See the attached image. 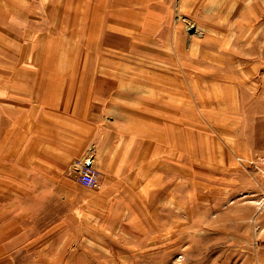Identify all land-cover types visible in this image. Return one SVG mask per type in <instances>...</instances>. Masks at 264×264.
I'll return each mask as SVG.
<instances>
[{"label":"rangeland","instance_id":"1","mask_svg":"<svg viewBox=\"0 0 264 264\" xmlns=\"http://www.w3.org/2000/svg\"><path fill=\"white\" fill-rule=\"evenodd\" d=\"M99 1L0 0V264H257L264 183L248 161L264 155V124L248 125L264 105V0H101L100 18ZM116 1L131 42L123 25L101 29ZM151 67L183 91L182 164L175 111L142 76ZM240 130L261 152L225 149ZM109 143L127 158L103 156ZM238 164L253 178L243 190L229 181ZM83 165L98 189L78 182ZM226 215L247 222L229 232Z\"/></svg>","mask_w":264,"mask_h":264},{"label":"crops","instance_id":"2","mask_svg":"<svg viewBox=\"0 0 264 264\" xmlns=\"http://www.w3.org/2000/svg\"><path fill=\"white\" fill-rule=\"evenodd\" d=\"M256 45H257V42H256ZM258 64L259 63H257L256 65H258ZM181 109H183V108L181 107ZM181 109L177 108V110L175 111V123L173 124V127L176 130V139H175V149H176L175 154L176 155H175V157L177 159V163L178 164H180V161H181V164H182L183 161H184V158H185V151H184V132H185V129H184V121H183V111ZM249 110L254 113L253 117H252V120H254V122L249 124L248 126L251 127V131L254 133V132H256V128L255 127H257L259 125L261 126L262 123L264 124V105L263 104H257V105L254 106L253 109H249ZM191 120H192V123H195V121L192 118H191ZM163 129H164L163 132H164L165 135H164V137L161 135L160 143H164L165 141L169 142V139L167 140V138H166V134H168L167 124H163ZM147 132H148L149 139H151L150 129H148ZM239 132H240V134L236 137L239 140L238 141L239 145L235 146L234 144H230V145H228L229 147H225V149H229L231 151L233 150V154L234 155H236V154H238V155H247L249 152H251V153H254V152L259 153V152H261V149L263 148V146L256 145L257 143H255V139L257 137L254 134L251 137H248V146L246 148L244 145H242V143H243L242 140L244 139V137H243V135L241 133V130ZM192 135H193V139H192ZM192 135H191V142H192V140L194 142L195 141L194 131H192ZM163 139H165V140H163ZM145 140H146V137H144V135H143V137L140 140H138V141H139V143H140V145L142 147V151H143L144 156L145 157L147 156L148 158H151L152 155H153V149H152V146L150 144L149 145L146 144ZM203 141L206 142V145H208L207 149H212L213 143L211 142V140L209 138L208 139L204 138ZM131 144L133 145V142H131ZM187 145H189V144H187ZM192 148H193L192 150L195 153L194 146H192ZM186 150H187L186 151L187 154L192 152L191 149L189 150V147H187ZM208 152H209V154L207 155V160H209L210 157H211L210 151H208ZM106 154L108 156H111V155H115L116 156V154H117V155L121 156L120 159H124L123 157L127 158L128 152L126 150L124 152H118V153L116 152L115 153L113 151V149H112V145L109 143L105 147V150L103 152V156L106 155ZM132 154H134V156L135 155H139V152L138 151H133ZM194 156H195V154L192 156V158H194ZM226 166H227V164H226ZM226 170L227 169H225V171ZM229 172H230L229 173V176H230L229 181L235 180V176H236L240 181L241 180L242 181H247V183H248L247 186H242L241 184H239V187L242 188V190H243V188L250 187L249 183H250V181H253L252 180L253 179L252 178V174L249 173L243 166L238 164V165L235 166V168H233L232 171H229ZM252 184L254 185V183H252ZM235 205H237V207H239L238 205H240V204H235ZM231 208H229V209H231ZM241 208H243V207H241ZM244 210H243V212H244ZM247 212H249V210H247ZM229 218H231V219L228 221V224L227 223L225 224V229H228L229 232H230L231 228L232 229H236V227H238V224L240 222H244V223L247 222V219H245L246 216H243L239 220H237L235 217H228L226 215V219H229ZM258 225H259L258 228H259V231H260V235L258 237L259 238L258 240H259V244H261V247L260 248L258 247V251H256V253H255V256L257 257V258H255V261L257 262V264H264V218H260L258 220ZM232 232H235V231L232 230ZM247 232L249 234L250 228H248ZM248 236H250V235H248ZM240 242L247 243L244 240L240 241Z\"/></svg>","mask_w":264,"mask_h":264},{"label":"bare ground","instance_id":"3","mask_svg":"<svg viewBox=\"0 0 264 264\" xmlns=\"http://www.w3.org/2000/svg\"><path fill=\"white\" fill-rule=\"evenodd\" d=\"M101 1V0H100ZM100 1H99V10H98V13H99V18L101 17V16H103V14H102V7L100 6ZM201 3V2H200ZM152 4V3H151ZM118 2L116 1V3H113V9H112V11L110 12V7L112 6V2H111V4L109 5V7H108V12H107V9H106V13H105V15H106V21L103 19V20H101V22H102V27H101V29H108V30H111L113 33H112V35H114V36H116V34H120V28H118V25L120 24V25H123L124 26V30L121 32V34H123V35H127V36H129L130 37V42H131V39H132V36H133V28H132V26H128V25H126V24H123V23H121V22H119L118 21V18H121L122 16V13L120 12V11H118V10H114V9H117V7H118ZM149 5V4H148ZM107 6H108V4H107ZM103 10L105 11V9L103 8ZM151 22V21H150ZM85 25V24H84ZM88 25H90L92 28H93V32H92V34H91V37H93L94 39H95V43H96V45H97V39H96V37H95V33H96V29L100 26V22L98 21V18L95 20V21H93V22H90V23H88ZM102 31V30H101ZM137 33V32H136ZM138 34V33H137ZM93 35V36H92ZM173 35V34H172ZM102 36V35H101ZM143 36H145V35H143ZM227 37V36H226ZM144 38V37H143ZM179 38V37H178ZM225 38V37H224ZM148 39H149V37H148ZM234 39H236V38H234ZM170 40V39H169ZM228 40V39H227ZM179 41V40H178ZM227 42V41H226ZM233 42V41H232ZM140 43V42H139ZM143 43V42H142ZM214 43V42H213ZM229 43V42H228ZM100 48L99 49H101V53H104V54H106V55H108L110 58H112V59H118V57L120 56L119 54H115L114 52H112L111 50H109L108 48H110V47H112V46H114L115 44L113 43V39L112 40H110V41H105V39H104V37H102L101 39H100ZM143 44H145V43H143ZM224 44V43H223ZM227 45V44H226ZM230 45V44H229ZM150 46V45H149ZM163 45H161V47H162ZM178 46H179V44H178ZM223 46V45H222ZM160 47V46H159ZM227 47V46H226ZM133 48V47H132ZM153 48V47H152ZM170 48V47H169ZM173 48V47H172ZM172 48H170V49H172ZM223 48V47H222ZM219 49V48H218ZM226 49V48H225ZM225 49H224V51H225ZM149 50V49H148ZM156 50V49H155ZM162 50V49H161ZM151 51V50H150ZM164 51V50H163ZM220 51V50H219ZM179 52V51H178ZM191 52H193V51H191ZM222 52H223V50H222ZM118 53V52H117ZM193 54V53H192ZM177 55V54H176ZM188 55V54H187ZM194 55V54H193ZM180 56V55H179ZM108 57V58H109ZM131 57V56H130ZM154 57V56H153ZM156 57H157V55H156ZM201 57V56H200ZM158 58V57H157ZM156 58V59H157ZM139 59V58H138ZM137 61V60H136ZM141 62V61H140ZM96 63V62H95ZM224 64V63H223ZM146 66V65H145ZM111 67V66H110ZM147 67V66H146ZM196 67V66H195ZM65 68V67H64ZM137 67H135V68H133V69H130L129 70V75L127 76V78H133V77H137V76H135V73H137L138 75H139V73L138 72H135V69H136ZM152 68L153 67H151V68H146L145 70H144V74H142V76H144V78H145V80H147L146 82H150V83H154L155 85H153L152 84V87H150L152 90H153V92L155 93V94H157V95H155V97L154 98H152L153 99V101H154V103L156 102V101H164V105H166V106H170V108H173L174 109V111H176L177 110V108H180V107H184L183 106V103H180L179 102V100H180V97H181V94L183 93V91H181L180 90V87H181V85L178 83V82H176L175 80H173V79H161V80H156L155 78H154V74H152V72L155 70H158V71H161V72H165V71H163V70H160V69H158V68H156L155 67V69L154 70H152ZM63 69V68H62ZM121 71V70H120ZM38 72V71H37ZM140 72V71H139ZM160 72V73H161ZM126 73V72H125ZM124 73V74H125ZM36 76V75H35ZM98 76V75H97ZM183 77V76H182ZM215 77V76H214ZM180 79V78H179ZM114 80V79H113ZM204 80V79H203ZM221 81V80H220ZM190 82V81H189ZM188 82V83H189ZM121 85V84H120ZM191 85V84H190ZM118 86H119V84H118ZM129 87V86H128ZM191 87H193V86H191ZM117 88H119V87H117ZM191 90H192V88H191ZM193 91V90H192ZM144 92V91H143ZM196 92V91H195ZM141 93V92H140ZM147 93V92H146ZM149 93V92H148ZM192 93H194V92H192ZM195 95V94H194ZM153 97V96H152ZM149 100V99H148ZM196 101V100H195ZM198 104H199V102H198ZM167 108V107H166ZM192 108V107H191ZM195 109V108H194ZM181 196H183L182 194H181ZM242 235V234H241ZM233 236V235H232Z\"/></svg>","mask_w":264,"mask_h":264},{"label":"built area","instance_id":"4","mask_svg":"<svg viewBox=\"0 0 264 264\" xmlns=\"http://www.w3.org/2000/svg\"><path fill=\"white\" fill-rule=\"evenodd\" d=\"M248 164L255 168L262 177L264 183V155L256 157L254 160L248 161ZM77 180L81 185L92 189L100 187L99 174L91 165H83L77 175ZM258 215H264V189L257 206Z\"/></svg>","mask_w":264,"mask_h":264}]
</instances>
